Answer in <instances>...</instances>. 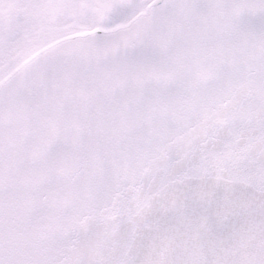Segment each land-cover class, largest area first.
Instances as JSON below:
<instances>
[{
	"label": "snow or ice",
	"instance_id": "6c2138e0",
	"mask_svg": "<svg viewBox=\"0 0 264 264\" xmlns=\"http://www.w3.org/2000/svg\"><path fill=\"white\" fill-rule=\"evenodd\" d=\"M0 264H264V0H0Z\"/></svg>",
	"mask_w": 264,
	"mask_h": 264
}]
</instances>
